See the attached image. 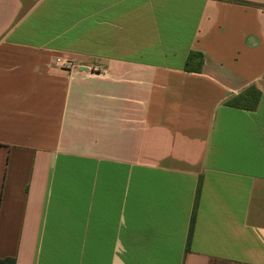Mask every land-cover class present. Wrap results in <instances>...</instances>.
<instances>
[{"label": "crops", "instance_id": "crops-1", "mask_svg": "<svg viewBox=\"0 0 264 264\" xmlns=\"http://www.w3.org/2000/svg\"><path fill=\"white\" fill-rule=\"evenodd\" d=\"M240 1L0 0V264H264V0Z\"/></svg>", "mask_w": 264, "mask_h": 264}, {"label": "trees", "instance_id": "trees-1", "mask_svg": "<svg viewBox=\"0 0 264 264\" xmlns=\"http://www.w3.org/2000/svg\"><path fill=\"white\" fill-rule=\"evenodd\" d=\"M236 2L242 3V4H246V2L240 1V0H234ZM203 56L199 53H192L187 60L186 63V70L188 71H201L202 70V66H203ZM260 97H261V92L255 88V87H250L249 89H247L245 92L241 93L240 95H238L237 97H235L230 103V106L236 107V108H240V109H244V110H249V111H254L257 109L259 101H260ZM199 199V194L197 195V202ZM197 206V204H196ZM194 218H195V213L193 215L192 218V225L194 222ZM6 264H15V262L13 260H4L3 261Z\"/></svg>", "mask_w": 264, "mask_h": 264}, {"label": "built area", "instance_id": "built-area-1", "mask_svg": "<svg viewBox=\"0 0 264 264\" xmlns=\"http://www.w3.org/2000/svg\"><path fill=\"white\" fill-rule=\"evenodd\" d=\"M54 63L60 69L68 72H74L79 69V66L76 65L75 63L61 58H57Z\"/></svg>", "mask_w": 264, "mask_h": 264}, {"label": "water", "instance_id": "water-1", "mask_svg": "<svg viewBox=\"0 0 264 264\" xmlns=\"http://www.w3.org/2000/svg\"><path fill=\"white\" fill-rule=\"evenodd\" d=\"M83 69H86V68H83Z\"/></svg>", "mask_w": 264, "mask_h": 264}]
</instances>
